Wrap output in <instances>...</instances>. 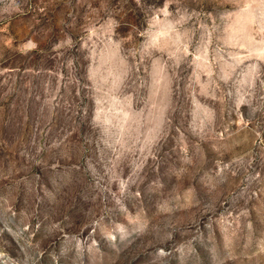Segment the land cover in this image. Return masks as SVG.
<instances>
[{
  "label": "rangeland",
  "instance_id": "1",
  "mask_svg": "<svg viewBox=\"0 0 264 264\" xmlns=\"http://www.w3.org/2000/svg\"><path fill=\"white\" fill-rule=\"evenodd\" d=\"M0 264H264V0H0Z\"/></svg>",
  "mask_w": 264,
  "mask_h": 264
}]
</instances>
